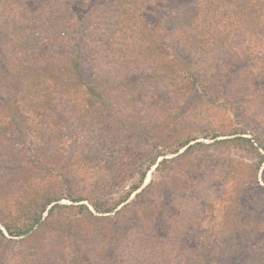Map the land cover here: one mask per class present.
Wrapping results in <instances>:
<instances>
[{
  "label": "trees",
  "instance_id": "1",
  "mask_svg": "<svg viewBox=\"0 0 264 264\" xmlns=\"http://www.w3.org/2000/svg\"><path fill=\"white\" fill-rule=\"evenodd\" d=\"M263 163L264 0H0V264H264Z\"/></svg>",
  "mask_w": 264,
  "mask_h": 264
},
{
  "label": "rangeland",
  "instance_id": "2",
  "mask_svg": "<svg viewBox=\"0 0 264 264\" xmlns=\"http://www.w3.org/2000/svg\"><path fill=\"white\" fill-rule=\"evenodd\" d=\"M198 140L205 142V143H209L212 141V139H204V138H199ZM182 150L183 149H181V151ZM261 152L263 153L262 150H261ZM170 156H173V155H171V154L167 155V157H170ZM1 172H10V170L0 166V173ZM150 177H151V174L149 171L147 173V176L144 180L143 185H145L149 182ZM189 180L191 181V183H195L197 187L199 186L198 188H200L201 190H203V192H205V196L207 194H209V195L211 194L213 196H218L219 193L221 192V189H222V186L220 185V182H219V172H218V169L215 165L207 166L202 171L191 174V176L189 177ZM132 197H133V194L130 196V198H132ZM171 198H173V196ZM188 198H189L188 199L189 201L194 200V202L196 201L195 203L198 202L199 206H202L201 203L203 200H201L200 194L198 192L190 193ZM63 202L69 203V201H67V200H63ZM114 211L115 210H113L112 213Z\"/></svg>",
  "mask_w": 264,
  "mask_h": 264
},
{
  "label": "water",
  "instance_id": "3",
  "mask_svg": "<svg viewBox=\"0 0 264 264\" xmlns=\"http://www.w3.org/2000/svg\"><path fill=\"white\" fill-rule=\"evenodd\" d=\"M45 215V214H44Z\"/></svg>",
  "mask_w": 264,
  "mask_h": 264
}]
</instances>
